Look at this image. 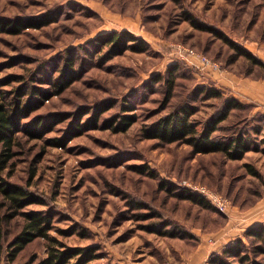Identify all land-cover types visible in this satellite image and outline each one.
Listing matches in <instances>:
<instances>
[{"label": "rangeland", "instance_id": "1", "mask_svg": "<svg viewBox=\"0 0 264 264\" xmlns=\"http://www.w3.org/2000/svg\"><path fill=\"white\" fill-rule=\"evenodd\" d=\"M13 18L49 22L0 31V102L39 97L22 121L50 114L63 120L42 137L17 132L1 174L39 197L21 210L50 214V235L68 247H95L89 264H209L264 223V131L254 130L264 129V109L245 102L213 134L223 139L247 131L252 147L241 159L144 136L154 121L185 105L201 126L230 97L220 87L221 96L205 95L202 87H216L210 71L181 58L178 44L220 68L264 80V66L226 40L264 63V0H0V19ZM126 32L137 40H109ZM133 114L125 130L107 124ZM77 121L80 130L73 128ZM195 184L226 197L227 208L189 188ZM0 212L11 213L1 193ZM23 223L20 214L2 220L0 264H36L45 255L48 241L37 237L11 259L9 242Z\"/></svg>", "mask_w": 264, "mask_h": 264}, {"label": "trees", "instance_id": "2", "mask_svg": "<svg viewBox=\"0 0 264 264\" xmlns=\"http://www.w3.org/2000/svg\"><path fill=\"white\" fill-rule=\"evenodd\" d=\"M49 22L47 19H23L13 18L9 20L0 19V31L12 30L20 31L27 27L41 26ZM111 35V34H110ZM111 42L125 43L137 40L134 35L126 32L125 34L116 35L112 33ZM231 46L237 49L240 55L246 56L253 62L264 66V63L254 57L250 51L240 45L226 39ZM133 48H139L137 43L130 45ZM170 86H173V79H170ZM61 84V83H60ZM202 91L208 97H219L223 91L214 86L202 87ZM33 94L45 97L47 93L38 89H34ZM31 92V93H32ZM25 93V92H24ZM36 97V96H35ZM39 97L34 99V103L30 100L15 99L10 103L0 102V193L4 196L7 207L11 213L1 214L0 224L2 220L9 216L13 217L20 214L24 218L21 230L10 240V256L15 258L18 253L25 247L27 243L37 237H42L48 241L46 253L40 258L36 264H89L97 257L95 247H68L55 237L49 234L51 226V215L42 211H22L25 206L40 202L39 197L33 195L24 186L8 181L2 174L7 162L13 155L12 146L14 144L17 132H24L31 138L42 137L44 134L53 129L57 120H63L61 115L50 114L45 117H32L28 121H22L30 117V114L39 106ZM245 103L235 97H229L224 104L223 110L215 117L205 121L201 126L192 118L194 113L192 107L185 105L178 110L169 113L154 121L149 127L144 129V136L154 138L162 142H184L191 146L193 153H210L220 152L229 159H241L244 154L251 149V140L247 131L236 129L233 134L227 138H216L214 133L220 128L219 123L225 120L232 109L244 108ZM87 114V113H85ZM92 123L96 124L99 119L97 113L91 117ZM136 116L122 115L118 123L107 122L108 126L116 131L127 129ZM76 130H80L83 124L76 122ZM262 125L264 126V120ZM256 133L264 131L262 126L255 129ZM264 143V135L261 138ZM55 143H62V139H55ZM249 172L259 176L260 173L249 167ZM189 198L201 205H205L206 199L198 195H188ZM242 238H237L233 242L225 245L221 251L212 255L209 264H264V223H257L249 227ZM1 227H0V248H1Z\"/></svg>", "mask_w": 264, "mask_h": 264}, {"label": "crops", "instance_id": "3", "mask_svg": "<svg viewBox=\"0 0 264 264\" xmlns=\"http://www.w3.org/2000/svg\"><path fill=\"white\" fill-rule=\"evenodd\" d=\"M206 71H210L213 84L217 88L225 89L230 97H235L243 103H252L253 110L264 109V80H251L226 68L208 67Z\"/></svg>", "mask_w": 264, "mask_h": 264}, {"label": "built area", "instance_id": "4", "mask_svg": "<svg viewBox=\"0 0 264 264\" xmlns=\"http://www.w3.org/2000/svg\"><path fill=\"white\" fill-rule=\"evenodd\" d=\"M178 54L180 57L186 60H190L199 70H207L208 67L212 69H220L218 62L211 60L207 55L202 52L196 51L194 48L178 44ZM189 188L196 191V193L208 198L216 207L224 211L228 206V199L223 195L216 193L204 185H189ZM166 264H173L167 262Z\"/></svg>", "mask_w": 264, "mask_h": 264}]
</instances>
